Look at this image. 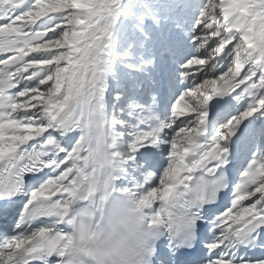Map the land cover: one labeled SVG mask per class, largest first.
Wrapping results in <instances>:
<instances>
[{
  "label": "snow or ice",
  "instance_id": "6c2138e0",
  "mask_svg": "<svg viewBox=\"0 0 264 264\" xmlns=\"http://www.w3.org/2000/svg\"><path fill=\"white\" fill-rule=\"evenodd\" d=\"M0 54V264H78L101 143L152 264H264V0H0Z\"/></svg>",
  "mask_w": 264,
  "mask_h": 264
},
{
  "label": "clouds",
  "instance_id": "9594fccd",
  "mask_svg": "<svg viewBox=\"0 0 264 264\" xmlns=\"http://www.w3.org/2000/svg\"><path fill=\"white\" fill-rule=\"evenodd\" d=\"M119 166L103 143L81 165L82 193L70 220L78 264H152L160 225L117 183Z\"/></svg>",
  "mask_w": 264,
  "mask_h": 264
},
{
  "label": "bare ground",
  "instance_id": "6f19581e",
  "mask_svg": "<svg viewBox=\"0 0 264 264\" xmlns=\"http://www.w3.org/2000/svg\"><path fill=\"white\" fill-rule=\"evenodd\" d=\"M246 153H248V152H246Z\"/></svg>",
  "mask_w": 264,
  "mask_h": 264
}]
</instances>
